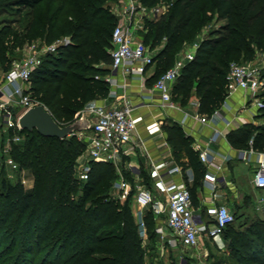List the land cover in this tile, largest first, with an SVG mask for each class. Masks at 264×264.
<instances>
[{
    "label": "trees",
    "instance_id": "obj_1",
    "mask_svg": "<svg viewBox=\"0 0 264 264\" xmlns=\"http://www.w3.org/2000/svg\"><path fill=\"white\" fill-rule=\"evenodd\" d=\"M17 1L16 5L26 8L28 20L21 33L10 26L0 30V77L10 70L14 58L22 55L23 49L20 54L13 52L18 43H51L60 37H71L73 45L47 54L31 80L32 97L61 126H67L79 118L88 103L110 94L109 83L98 75L111 73L110 68H100L90 60L107 57L113 47L112 35L118 19L107 8L119 0ZM138 1L148 7L168 6L162 16L145 19L140 32L152 51L160 49L151 66L155 70L152 84L174 64V50L185 43L198 42L196 37L214 16L226 21L219 31L200 42L196 58L174 85L173 98L183 107L195 96L201 101L200 112L212 114L227 97L226 76L231 63L252 61L257 51L264 50V0ZM259 98L263 104L259 113L264 117V94ZM164 129L175 159L185 168H192L196 185H201L205 168L192 138L179 124L166 125ZM20 134L24 139L13 144L11 156L22 170L29 172L33 187L27 189L21 181L3 183L0 235L5 231L12 238L3 248L4 239L0 236V259L20 250L32 255L37 247L39 253L72 251L63 264H146L147 252L131 196L120 202L111 195L118 178L115 166L93 163L90 179L83 182L76 177V167L86 149L84 142L76 136L58 139L37 131ZM252 137L254 149L264 151V127L247 125L232 131L228 139L233 147L248 149ZM196 189L193 186L192 193L197 201ZM146 223L147 227L157 225L151 213L147 214ZM255 235V229L246 233L249 245L244 251L237 246L239 237L232 238L233 247L240 254L237 264H264V239L261 234ZM18 261L13 264H20Z\"/></svg>",
    "mask_w": 264,
    "mask_h": 264
},
{
    "label": "built area",
    "instance_id": "obj_2",
    "mask_svg": "<svg viewBox=\"0 0 264 264\" xmlns=\"http://www.w3.org/2000/svg\"><path fill=\"white\" fill-rule=\"evenodd\" d=\"M167 11L166 5L148 7L138 0H124L122 8L118 6L117 13L122 21L114 28L112 35L111 73L103 78L110 85V94L102 104L84 109L81 116L90 121V129L73 135L86 144V159L78 164L77 176L85 182L90 179L93 163L113 164L118 174L113 184L114 197L125 201L131 196L140 236H147L146 216L151 213L162 238L166 236L159 225L165 224L183 247L194 249L203 241L219 244L225 230L235 222V214L219 195V190L226 185L234 192L237 191L231 182H227L225 173L228 168L223 165L230 163L235 157L221 154L212 147L218 140L215 136L204 145L196 143L193 146L205 168L202 185L208 194L198 203L192 193L197 180L195 171L185 168L175 159L162 121L155 120L146 129L150 136L163 139L162 145L168 148L169 154L163 170L155 163L152 164L155 187L150 188L135 167L128 166L129 177L123 170L130 146L144 144L138 136L143 116L136 111L141 105L156 102L163 110H180L184 113L181 127L188 137L192 136L189 128L191 119L204 126L216 128L222 123L229 130L238 129L234 125L236 120L239 121L238 116L229 119L221 111L231 109L229 99L240 91L245 94L242 109L248 110L253 104L259 110L263 105L259 95L264 89V75L260 68L252 64L233 62L226 76L227 97L219 109L210 115L202 114L201 101L196 97L189 107H183L174 100L173 89L186 66L196 58L200 46V42H196L188 47L186 53L150 89L147 88L145 75L154 64L155 52L145 44L140 32L144 30L145 19H156ZM71 45L73 41L69 36L60 37L51 43L37 41L27 44L21 52V58L14 60L10 70L0 77V161L11 172L23 174L21 183L24 186L29 181L25 178L26 172L11 154L13 144L24 139L20 134V119L29 109L41 105L31 94L32 75L42 65L47 54H56L59 49ZM120 76L123 79L137 78L141 81V90L137 96L140 104L126 92L119 94V88L126 89L119 81ZM246 122L244 124H248ZM214 133L222 132L215 129ZM220 160L223 164L218 162ZM236 160L257 164L253 183L256 189L264 190V151L254 149V137L250 139L248 149H238ZM258 205L264 206V198L258 200Z\"/></svg>",
    "mask_w": 264,
    "mask_h": 264
},
{
    "label": "rangeland",
    "instance_id": "obj_3",
    "mask_svg": "<svg viewBox=\"0 0 264 264\" xmlns=\"http://www.w3.org/2000/svg\"><path fill=\"white\" fill-rule=\"evenodd\" d=\"M124 0H119L118 2L112 3L107 9L110 14L114 15L117 19V25L121 23L122 17L117 13V8L120 6L122 8ZM17 0H0V30L10 26L13 31L21 33L25 24L27 23L28 17H25L27 12L24 6L16 5ZM26 10V11H25ZM220 16L216 15L214 18L205 26L201 34L196 37V41L202 42L203 39H207L214 32H217L221 29L223 24H225ZM190 42L181 45L178 49L174 50V59L175 62L178 58L183 56ZM26 45H21L18 43L14 49V54H20L23 47ZM156 49L155 52H159ZM13 58L15 56H12ZM21 55H17L14 59H20ZM92 64H97L100 68H107L111 64V53L110 49L108 50V56L105 58L90 60ZM242 63L252 64L260 68L264 75V50L257 51L255 57L252 61L240 60ZM164 69V67L162 68ZM99 76L105 78L107 77L106 73H99ZM261 94H264V89L261 91ZM260 94V95H261ZM90 103L87 104L89 106ZM86 106V107H87ZM85 107V108H86ZM251 109H255L254 105L251 104ZM256 110V109H255ZM79 113L81 117L82 112ZM166 125H172L170 121ZM258 124L257 127H264V117L262 113L258 115ZM70 137H73L70 136ZM79 140V139H78ZM80 141V140H79ZM86 159V149L84 150L82 156L80 157L78 164L84 162ZM78 166V165H77ZM25 178L28 179V184L25 188L30 189L33 187V179L31 178L29 172L25 170ZM76 177L77 176V167H76ZM236 177L238 183L240 184L238 188L240 189L239 198L230 200V207L233 213L236 215V221L233 224V228L223 236L222 241L218 244L213 241H203L197 248L187 249L183 247L180 241L173 235V233L165 226V224H160L159 227L165 232V238H162L161 235L157 232V225L152 227H147V236L143 238V247L145 248L146 254V264H237L238 257L240 254L234 249L232 244V238L234 236L239 237V248L243 251L248 248V237L246 233L251 229H255L256 236L262 237L264 239V206L258 205V200L264 198V193L254 192L252 182L250 179V174L247 171L245 165H241L240 169L236 171ZM23 178L22 173H14L11 170H8L3 166V161H0V192H3V183L5 184H15L18 181H21ZM79 180V179H78ZM148 187H155L154 182L146 181ZM83 182H80V185ZM111 195L113 199L115 198V191L111 190ZM81 196V193L78 194ZM124 202V200H120ZM250 229V230H249ZM4 239V247L10 241L12 236L7 234L5 231L0 235ZM0 249L1 250H3ZM5 250V249H4ZM64 251L56 250L53 253L43 252L39 253L37 247L34 249L33 254L30 255L24 251H16L13 254L7 255L0 259V264H13L19 260L20 264H63L71 255L72 251H67L63 254ZM18 261V262H19Z\"/></svg>",
    "mask_w": 264,
    "mask_h": 264
},
{
    "label": "crops",
    "instance_id": "obj_4",
    "mask_svg": "<svg viewBox=\"0 0 264 264\" xmlns=\"http://www.w3.org/2000/svg\"><path fill=\"white\" fill-rule=\"evenodd\" d=\"M110 74V73H109ZM107 74V76L109 75ZM155 76V70L154 68H150L146 75H145V81L147 88H151L154 84L153 79ZM119 81L121 84L125 85L126 89L119 88V94L122 95L126 92L127 95L133 96L136 98V102L140 104L139 99H137V96L140 93L141 90V81L137 78H128L123 79L122 76L119 77ZM244 97L245 94L243 91H240L233 95L230 99V106L231 109H222L221 113L223 116L233 119L234 116H238L239 121H235L234 125L238 126L237 129H228L224 124L219 123V125L214 128L213 126H204L200 124L197 120L191 119L189 123V128L192 130V133L190 136L193 140V146L198 144H206L210 141L212 136H215V139L217 140V143L212 144V147L219 151L221 154L226 155H232L235 158L230 162L223 164V162L218 161L220 164L226 165L228 170L225 173L227 176V182H231L237 189V191H233L232 188L226 186H222V188L219 190V195L222 198V201L226 203L228 206L230 205V200H234L235 198H239L240 189L238 186L240 185L238 183V179L236 177V171L240 169L241 165H245L247 168V171L250 174V179L252 182V186L254 188V192H260L264 193V190L256 189L253 183L254 174L257 168V164H248L244 161L236 160V155L238 152V149L233 147V145L230 143L228 136L232 131L240 130L241 128L247 126V125H259L258 124V115L259 110L258 109H251L252 107L247 108L248 110H243V104H244ZM107 98V97H106ZM106 98H97L90 102L88 107L102 104ZM194 97H192L191 101ZM113 101V100H112ZM190 101V102H191ZM158 102L151 104V105H141L138 107V110L136 113L140 116H143V122L139 126L138 130V136L140 139L143 140L144 144L143 146H135L131 145L129 148V156L125 159V164L123 166L124 173H130V169H128V166L131 165L135 167L138 170V174L140 175L141 179L150 182H154V174L152 173V164L155 163L159 167L162 168L164 166L165 159L167 158V154H169L168 148L164 147L163 139L160 138H154L150 136L148 133L146 127L147 125L151 124L155 120H161L163 123V130L167 134L166 130L164 129V126L166 123L172 124H179L181 126V121L184 118V113L180 110H163L161 107L157 104ZM190 104V103H189ZM189 104L187 105L189 107ZM186 106V107H187ZM85 108V109H86ZM187 108H185V111ZM192 113H195L194 111H191ZM248 122V124H244V122ZM246 122V123H247ZM215 129L219 132H222L221 134H215ZM168 138V135H167ZM172 149V147H171ZM173 150V149H172ZM174 154V153H173ZM203 177L201 180V185L197 184V180L194 186H197L196 191V199L197 202H201L204 198L207 197V192L205 191L203 185H202ZM230 207V206H229ZM231 208V207H230Z\"/></svg>",
    "mask_w": 264,
    "mask_h": 264
},
{
    "label": "water",
    "instance_id": "obj_5",
    "mask_svg": "<svg viewBox=\"0 0 264 264\" xmlns=\"http://www.w3.org/2000/svg\"><path fill=\"white\" fill-rule=\"evenodd\" d=\"M19 128L21 131L34 132L51 138L65 139L77 132L90 129V121L81 116L67 126H61L52 114L43 106L38 105L29 109L20 119Z\"/></svg>",
    "mask_w": 264,
    "mask_h": 264
}]
</instances>
